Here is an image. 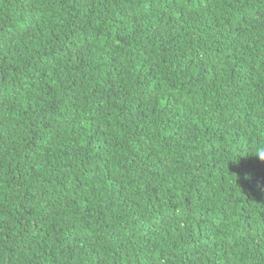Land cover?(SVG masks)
Returning <instances> with one entry per match:
<instances>
[{
  "label": "trees",
  "instance_id": "16d2710c",
  "mask_svg": "<svg viewBox=\"0 0 264 264\" xmlns=\"http://www.w3.org/2000/svg\"><path fill=\"white\" fill-rule=\"evenodd\" d=\"M264 0H0V264H264Z\"/></svg>",
  "mask_w": 264,
  "mask_h": 264
},
{
  "label": "clouds",
  "instance_id": "9594fccd",
  "mask_svg": "<svg viewBox=\"0 0 264 264\" xmlns=\"http://www.w3.org/2000/svg\"><path fill=\"white\" fill-rule=\"evenodd\" d=\"M258 157H259L260 159H264V149H260V150H259Z\"/></svg>",
  "mask_w": 264,
  "mask_h": 264
}]
</instances>
